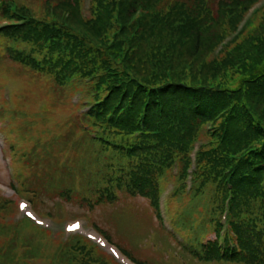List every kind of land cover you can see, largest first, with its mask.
Listing matches in <instances>:
<instances>
[{
    "label": "trees",
    "instance_id": "trees-1",
    "mask_svg": "<svg viewBox=\"0 0 264 264\" xmlns=\"http://www.w3.org/2000/svg\"><path fill=\"white\" fill-rule=\"evenodd\" d=\"M253 1L99 0L93 16L84 19L79 0H62L57 7L65 10V16L48 24L44 35L47 54L55 56L52 65L64 64L63 69L70 63L79 65L75 71L79 77L65 74L66 86H89L91 90L96 82L95 103L89 96V111L80 113L79 137L97 143L96 153L104 155V174L110 172V166L128 173L120 177L118 185L129 193L155 194L148 173L134 170L136 164L141 169L155 153L161 155L160 160L150 159L147 164L168 169L182 182L193 142L200 141L191 171L192 185L201 188L199 193L212 186L209 223L218 232L222 226L219 216L226 210V224L235 242L229 244L228 231L222 241L203 242L196 237V243L184 250L203 263L264 264V252L258 249L259 242L264 246V26L253 25L254 31L224 44L218 51L221 55L207 58L222 38L214 13L235 14ZM79 23L99 27L90 31L91 36L98 29L103 33L91 46L96 56L80 58L88 40L78 29ZM68 40H77L78 50L66 48ZM203 54L206 61L200 59ZM73 56L77 57L74 61ZM93 64L106 74L102 79L100 74L98 79L90 74L96 70ZM81 70L87 72L84 85ZM102 90L106 93L99 96ZM84 122L90 126L85 127ZM201 134L205 142L199 140ZM175 159L178 171L173 174ZM153 204L156 209V198ZM202 227L205 229L204 224ZM69 242L63 245L65 249L72 247ZM15 257L9 245L0 253V259L10 262ZM35 257V250H25V260Z\"/></svg>",
    "mask_w": 264,
    "mask_h": 264
},
{
    "label": "rangeland",
    "instance_id": "rangeland-1",
    "mask_svg": "<svg viewBox=\"0 0 264 264\" xmlns=\"http://www.w3.org/2000/svg\"><path fill=\"white\" fill-rule=\"evenodd\" d=\"M61 1L0 0V108L4 103L7 108L0 109V253L9 245L16 256L11 262L1 258L0 264H123L90 237L96 232L115 244L131 264H251L226 260L203 263L178 244L181 240L187 246L193 245L205 234L214 237L208 222L213 213L212 186L207 185L208 190L199 193L201 188L190 184L192 188L187 190L168 169L147 164L150 159L160 160L161 155L156 153L141 169L139 164L134 166L135 171L148 173L155 194H131L118 185L120 177L128 175L118 166H110V172L104 174V155L96 153L97 143L79 137L80 113L89 111L88 98L95 99L96 82L91 84V90L89 86H66L65 74L79 77L75 74L78 63H70L64 69V64L54 66L55 56L48 55L43 46L47 25L58 23L65 16V10L57 7ZM98 1L79 0L77 6L84 19L93 16ZM10 6L12 10L6 11ZM222 16L223 12L214 13L222 38L208 59L221 55L218 51L227 42L238 41L247 31H254L253 25L264 26V0H255L243 11L225 12ZM96 28L99 27L79 23L78 29L88 40L83 45L82 59L86 54L96 56L91 46L103 35L98 29L91 36L90 31ZM75 41L68 40L65 47L78 50L79 43ZM46 44L54 45L49 41ZM203 55L200 59L206 61V54ZM76 59L73 56V61ZM96 65L90 74L96 79L100 74L102 79L106 74ZM86 73L81 70L79 74L82 85ZM74 76L70 79L74 80ZM105 93L102 90L99 96ZM84 125L89 127L90 123ZM199 140L206 141L202 134ZM192 149L195 165L197 149ZM155 198L160 200L161 215L154 207ZM22 199L29 203L26 209L35 214L34 218L18 208ZM73 220H79L81 228L69 233L65 227ZM68 242L73 245L65 249L63 245ZM29 248L37 252V257L25 260V250ZM258 249L264 252L262 242Z\"/></svg>",
    "mask_w": 264,
    "mask_h": 264
},
{
    "label": "snow or ice",
    "instance_id": "snow-or-ice-1",
    "mask_svg": "<svg viewBox=\"0 0 264 264\" xmlns=\"http://www.w3.org/2000/svg\"><path fill=\"white\" fill-rule=\"evenodd\" d=\"M23 207V206H22Z\"/></svg>",
    "mask_w": 264,
    "mask_h": 264
}]
</instances>
